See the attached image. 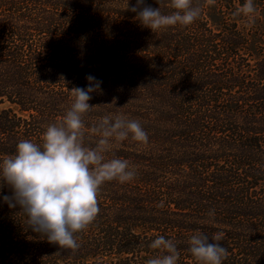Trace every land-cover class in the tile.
Returning <instances> with one entry per match:
<instances>
[{"label":"trees","instance_id":"trees-1","mask_svg":"<svg viewBox=\"0 0 264 264\" xmlns=\"http://www.w3.org/2000/svg\"><path fill=\"white\" fill-rule=\"evenodd\" d=\"M244 2L193 0L191 25L153 32L126 9L137 0H0V161L20 140L40 143L89 75L102 91L83 118L85 145L104 116L134 119L149 138L106 154L136 175L101 186L75 252L32 231L0 183V264H146L158 236L176 242L177 264H198L196 232L223 233L222 264H264V0L254 23L235 15Z\"/></svg>","mask_w":264,"mask_h":264},{"label":"clouds","instance_id":"clouds-1","mask_svg":"<svg viewBox=\"0 0 264 264\" xmlns=\"http://www.w3.org/2000/svg\"><path fill=\"white\" fill-rule=\"evenodd\" d=\"M156 2L159 7L153 8L145 5L144 0H137L131 8L127 3L126 9L137 13L140 23L153 32L177 25L189 26L201 14V6L194 5L193 0ZM161 6L173 11L164 14ZM255 13L254 0H245L235 15L254 23ZM86 79L89 86L71 90L70 108L60 122L46 127L40 143L20 140L15 154L0 161V183L7 184L13 193L4 196L3 201L10 208L20 206L32 231L46 237L49 243L73 252L80 247L76 234L94 222L100 212L101 186L113 180L129 182L136 175L128 160L107 158L106 154L114 143L129 137L143 144L149 139L138 121L119 115L104 116L90 129L99 137L95 146H86L83 118L94 108L89 104L91 94L102 91L101 81L91 75ZM223 238V233H215L210 238L196 232L188 240V251L198 264H222L228 256V250L220 243ZM149 247L159 250L160 255L148 259L146 264H177L180 253L172 239L158 236Z\"/></svg>","mask_w":264,"mask_h":264},{"label":"rangeland","instance_id":"rangeland-1","mask_svg":"<svg viewBox=\"0 0 264 264\" xmlns=\"http://www.w3.org/2000/svg\"><path fill=\"white\" fill-rule=\"evenodd\" d=\"M222 10H220V12H221ZM192 114H194V113H192Z\"/></svg>","mask_w":264,"mask_h":264}]
</instances>
